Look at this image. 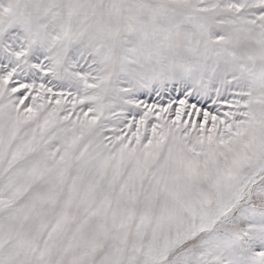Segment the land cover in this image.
I'll use <instances>...</instances> for the list:
<instances>
[{
  "label": "snow or ice",
  "instance_id": "1",
  "mask_svg": "<svg viewBox=\"0 0 264 264\" xmlns=\"http://www.w3.org/2000/svg\"><path fill=\"white\" fill-rule=\"evenodd\" d=\"M0 264H264V0H0Z\"/></svg>",
  "mask_w": 264,
  "mask_h": 264
}]
</instances>
